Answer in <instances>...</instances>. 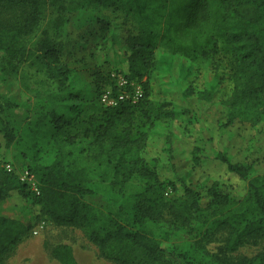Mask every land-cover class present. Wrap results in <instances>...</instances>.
I'll use <instances>...</instances> for the list:
<instances>
[{
	"label": "trees",
	"instance_id": "obj_1",
	"mask_svg": "<svg viewBox=\"0 0 264 264\" xmlns=\"http://www.w3.org/2000/svg\"><path fill=\"white\" fill-rule=\"evenodd\" d=\"M105 10L131 25L124 39L130 52L127 79L140 83L142 97L115 107L96 105V112L83 120L88 125L62 139L56 134L74 122L56 110L47 112L52 131L47 138L36 125L17 142L0 121L7 146L23 144L21 162L40 190L33 192L18 172L0 162V264L34 228L1 212L15 193L38 209V220L81 230L101 258L114 264H264V174L253 164L216 154L246 184L242 198L218 184L205 192L185 184L183 198L167 201L155 168L142 157L155 127L185 113L153 93L154 77L172 72L169 57L198 71L210 70L209 88L191 94L199 102H212L218 87L229 82L227 126L264 123V0H0V62L34 58L63 84L69 71L60 42L67 37L70 17L91 13L107 31L111 18ZM159 51L168 62L158 60ZM221 57L227 65L219 75L216 60ZM92 77L98 91L105 84L117 90L110 76L95 71ZM138 178L145 183L142 191H127ZM95 196L103 197L101 206L87 201ZM179 234L189 240L175 244L172 237ZM223 234L211 252L208 246ZM246 247L261 250L253 257L235 256ZM51 255L60 264H79L67 245L53 247Z\"/></svg>",
	"mask_w": 264,
	"mask_h": 264
},
{
	"label": "rangeland",
	"instance_id": "obj_2",
	"mask_svg": "<svg viewBox=\"0 0 264 264\" xmlns=\"http://www.w3.org/2000/svg\"><path fill=\"white\" fill-rule=\"evenodd\" d=\"M102 13L111 18L107 31L103 30L96 16L91 13L79 12L70 17L67 37L60 42L65 45L63 59L69 71L68 80L63 84L51 78L34 58L29 62L14 61L11 64L1 59L0 121L17 135V142L22 134L33 131L36 125L40 135L45 134L46 138L51 136L52 131L47 127V112L50 110H56L74 122L71 127L56 134L57 138L62 139L88 125L83 120L96 112V105H104L103 95L116 97L126 93L133 97L141 88L139 82L129 83L127 79L130 52L124 45V39L131 25L113 10ZM157 58L174 62V65L172 72L159 73L154 77L155 98L185 111L178 119L159 123L142 153V157L155 168L163 184L161 193L165 200L183 198L185 184H191L201 192L218 184L229 187L232 195L242 198L246 193V184L230 174L226 166L217 160L216 154H225L233 163L253 164L255 172L264 174V123L255 128L238 122L227 126L224 104L231 91L228 81L218 87L212 102H199L191 94L193 90L204 91L209 88V80L214 77L210 70L206 67L200 71L198 67L192 69L185 60L179 58L172 60L169 57L166 60L162 51L157 53ZM216 61L221 62L217 74H224L226 59L221 57ZM95 71L110 76L117 90L105 84L98 91L92 77ZM71 95L77 97L70 99ZM22 149V143L7 146L4 134L0 132L2 166L4 163L11 164L20 180L34 191L38 184L26 177L27 169L20 156ZM144 186L143 180L138 178L128 184L127 191L140 192ZM87 201L95 206L104 203L102 196L91 197ZM1 212L34 225L33 231L5 264H60L51 255V249L58 245L70 246L79 264H114L101 258L96 246L81 230L56 227L44 218L38 220V209L17 193L12 195ZM41 224H44L43 229H38ZM36 229L39 231L37 235L34 234ZM224 237L225 234L218 238L219 241L217 239L209 245V250L215 252ZM187 240L189 236L185 234L172 237L177 245ZM260 250V247H246L235 256L253 257Z\"/></svg>",
	"mask_w": 264,
	"mask_h": 264
},
{
	"label": "built area",
	"instance_id": "obj_3",
	"mask_svg": "<svg viewBox=\"0 0 264 264\" xmlns=\"http://www.w3.org/2000/svg\"><path fill=\"white\" fill-rule=\"evenodd\" d=\"M142 93H143L142 92V88H140V89H138L135 92V94H134L133 97H131L130 95H128L126 93H120L116 97H112L110 94H105V95L102 96V102H103V104L105 106L115 107L122 100H126V99H131L133 101L139 100V98L142 97ZM4 168L7 171H9V172H14L15 171L14 170V167L11 164H5L4 165ZM26 177H27L28 180H33V181H35L37 183V181L32 176L29 175L28 171L26 173ZM21 181H23V180L21 179ZM33 192H35L36 194H39L40 193L39 185H38V187L35 188V190ZM43 225L44 224H41L38 229H43ZM38 233H39V231L36 229L34 231V234L37 235Z\"/></svg>",
	"mask_w": 264,
	"mask_h": 264
}]
</instances>
